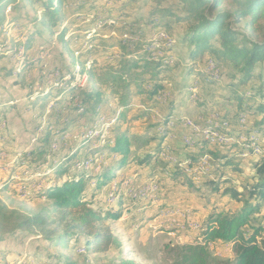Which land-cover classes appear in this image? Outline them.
Wrapping results in <instances>:
<instances>
[{
    "label": "rangeland",
    "instance_id": "rangeland-1",
    "mask_svg": "<svg viewBox=\"0 0 264 264\" xmlns=\"http://www.w3.org/2000/svg\"><path fill=\"white\" fill-rule=\"evenodd\" d=\"M243 1L224 0L219 10L234 11ZM44 2L0 3V207L4 206L6 213L0 220V264H189L184 260L185 248L204 244L218 264H235L234 243H206L203 233L212 214H231L241 206L242 201L225 188L235 186L244 192L245 183L251 184L255 161L264 153V137L249 138L242 133L233 141L219 131L228 140L214 137L209 143L211 149L226 154L228 144L237 142L232 153L241 154L233 159L240 163L238 169H225L217 181L221 170L215 172L213 162L206 164L207 159L214 160L212 155L205 154L197 164L191 157L200 152V143L206 140L204 131L219 121V114H236L233 101H228L231 91L227 86L238 80V72L224 64L221 77L220 68L213 72L198 64V74L189 75V46L179 42L189 23L160 18V13L151 15L155 0H54L59 13L48 17ZM247 20L233 22V27L253 40L263 41L264 18L255 28H247ZM163 34L167 39H160ZM136 38L144 40V48L132 46L137 44L133 41ZM120 40L131 44L129 58L137 56L138 51L162 58L164 53L158 48L163 44L174 47L170 67L160 76L163 87L155 101L134 94L139 88L132 84L129 104L121 106L112 89L90 76L93 66L115 67L120 60ZM261 70L264 63L258 65L257 72ZM208 71L218 80L216 84L205 82L204 73ZM254 83L259 84L254 79L246 86L239 85V93L248 92ZM151 86L147 84L146 88ZM91 89L101 93L99 103L84 102L86 91ZM119 91L124 94L126 89ZM246 117L245 121L252 122L259 114ZM186 119L193 124L183 123ZM117 133L131 137L132 161L122 168L116 166L120 157L110 151ZM249 140L241 150L242 143ZM158 148L160 156L149 157L152 161L146 162ZM200 164L207 165V172L188 169ZM111 168L113 180L93 196L91 188L97 185V175ZM74 174L90 176L86 194L93 208L104 213L121 205L122 217L104 223L115 237L106 251L93 252L84 236L59 246L46 241L44 232L38 229L17 226L19 219L43 213L50 222L49 229L61 234L63 225L58 224L52 200L44 194L47 188L62 184ZM123 182L120 189L115 185ZM139 184L145 186L142 190L147 188V196L134 195ZM149 184L161 192V211L145 208L144 202L139 204L141 198L156 194L148 189ZM122 194L129 203L119 198ZM165 209L170 220L165 218ZM258 214L261 216L254 215L253 224L264 228V201ZM251 232L253 229L246 228L244 236ZM258 243L264 247V229Z\"/></svg>",
    "mask_w": 264,
    "mask_h": 264
},
{
    "label": "trees",
    "instance_id": "trees-1",
    "mask_svg": "<svg viewBox=\"0 0 264 264\" xmlns=\"http://www.w3.org/2000/svg\"><path fill=\"white\" fill-rule=\"evenodd\" d=\"M2 1L4 0H0V3ZM223 1L155 0L156 7L150 13L151 15L160 13V18H173L178 23L184 21L189 23L187 31L179 38L180 45L187 43L189 46L187 55L191 72L188 73L189 75L192 73L198 74L201 70H197L195 65L203 64V67H207L206 64L209 65L210 60L215 62L216 68L221 69V77L224 73L222 68L224 64L233 67L238 72V80L227 86L231 91L228 101H233L231 102L232 106L236 107L237 112L232 116L227 112L219 114V121L213 124L214 129L225 132L233 141L234 139L238 140L242 133H245L249 138L252 135L262 138L264 137V71H257L258 65L264 63V40L256 41L240 33L233 27V22L249 18L246 22V27L255 28L260 19L264 18V0H245L240 2L234 11L219 10ZM43 5L46 13H48L47 17L50 14L53 16L58 15L60 7L55 6L54 0H45ZM133 24L131 23L130 26ZM133 29L135 28L133 27ZM169 40L172 41L171 37H169ZM133 41L137 43L132 44L133 47L144 48L145 42L141 38H136ZM117 45L121 49V54L119 55L120 60L118 59L119 61L115 67L114 64L101 65L97 68L93 66L90 76L98 77L101 86L112 89L118 95L117 100L121 106L129 104L132 84H136L139 88V90L133 92L134 94L144 95L145 99L155 101L163 87L160 76L170 67L169 58L173 55L172 49L174 47L163 44L164 46L162 45L157 51L160 50L161 53H164V57L156 59L150 52L145 51H138L137 56L129 58V54L133 53V50L130 49L131 44L126 40H120ZM134 49L136 50L137 48ZM204 60L205 62H203ZM209 73L210 71L204 73L207 76L204 78L206 79L205 82L209 85L216 84L218 80L210 76L211 74ZM254 79L259 83L258 86L254 83L248 92L239 93V85L246 86L249 81ZM147 84L152 85L150 89L146 88ZM119 89H126V91L123 94ZM86 92V100L84 101L86 104L93 101L99 103L102 97L99 91L95 92V90L91 89ZM246 114H252V116L259 114V118L253 119L252 122L242 126L244 124L242 123V117ZM172 115V111L169 112L166 119L170 121ZM224 122L228 126L231 125V128H224ZM163 137L164 134L161 136L160 147H162ZM251 140L248 143L243 142L240 146L241 150L246 148ZM209 143V140H205L203 144L200 143V152L191 157L194 164L199 163L205 154L212 155L213 163L216 167H214L215 172L221 170L220 175L215 179L216 181L223 177L225 169H238L240 163H234L233 159L239 156L241 152L232 153L237 142L228 144L227 148L229 150L222 155H219L218 151L211 149ZM44 151L42 150L41 152L43 153ZM110 151L120 157L116 163L118 168L130 163L132 160H130L129 155L132 152V148L129 134L117 133L114 136V144L110 147ZM156 151L152 156L147 157L146 162L152 161V159H148L149 157L157 159L160 156L159 148ZM178 169L176 171H179ZM254 169L255 174L250 181L251 184L247 185L245 183L244 192H241L235 186L225 188V192H230L237 201H242L241 206L231 214H212L203 233L206 243L217 240L234 243L236 251L235 264H264V247L258 243V236L264 228L261 224H253V221H256L253 216L256 214L260 215L258 213L262 211V203L264 201V153L255 161ZM112 172L113 169L111 168L97 175V185L91 188L93 196L98 190L107 186L113 180L114 174ZM74 175L58 186L47 188L44 194L46 198L52 200V212L58 224L63 225L61 234L57 235L54 230L49 229L50 222L43 213L19 219L17 226L20 229H38L44 232L43 237L46 241L59 246H65L68 241L78 236H84L88 238L87 245L92 247L93 252L106 251L109 245L114 242L115 237L111 229L105 226L104 223L107 220H119L122 217L121 205L115 211L106 210L104 213L93 208L91 205L92 199L87 200L86 194L88 190L86 180L90 176L86 174ZM4 211V206L0 207V220L6 214ZM260 219L258 217L259 221ZM246 228L253 229V232L248 236H244ZM205 245H192L185 248V250H188L185 251V262L189 264H218L215 259L211 258ZM124 264L136 263L126 261Z\"/></svg>",
    "mask_w": 264,
    "mask_h": 264
},
{
    "label": "crops",
    "instance_id": "crops-1",
    "mask_svg": "<svg viewBox=\"0 0 264 264\" xmlns=\"http://www.w3.org/2000/svg\"><path fill=\"white\" fill-rule=\"evenodd\" d=\"M192 76V75H191ZM127 176H132V175H127ZM134 178V177H133ZM143 184V183H142ZM109 185V184H108ZM111 185V184H110ZM116 186L118 185V188L120 189V187H124V182L122 183V185H120V184H115ZM107 187V186H106ZM138 187H140L139 189H141V188H144L145 186L144 185H141V184H139L138 185ZM138 191V189L137 190H135V192H134V195H136V193H138L137 192ZM161 192L160 191H158V193H156V194H154V196L153 197H151V198H149L148 199V197L147 198H141V201H140V203L139 204H143V202L144 203H147L146 204V206H145V208H147V209H149L150 210V208H158V210H159V206L162 204L161 203V200L159 199V194H160ZM138 195V194H137ZM153 195V194H152ZM121 200H123L124 202H127V203H129L128 202V199H127V197H123V194H122V196L120 195V197H119ZM140 198V197H139ZM124 204V203H123ZM132 205H134V206H136V204H131V206ZM132 210V209H131ZM159 211H161V210H159ZM163 212H164V215L166 216V213L165 212H167V210L165 209V210H163ZM166 218V220H167V218L170 220V217H168V216H166L165 217ZM165 218H161L162 220H164Z\"/></svg>",
    "mask_w": 264,
    "mask_h": 264
},
{
    "label": "bare ground",
    "instance_id": "bare-ground-1",
    "mask_svg": "<svg viewBox=\"0 0 264 264\" xmlns=\"http://www.w3.org/2000/svg\"><path fill=\"white\" fill-rule=\"evenodd\" d=\"M113 24V23H112ZM209 65H212V66H214V68H216L215 66V62L213 61V60H210L209 61ZM218 71V70H217ZM210 74V73H209ZM211 76V75H210ZM245 120H247V117H246V115H244L243 117H242V123H244V121ZM224 127L226 128V127H229L227 124H226V122H224ZM210 134H217V135H210ZM218 135H220V133H219V131H217V130H215L214 129V127H213V125L211 124V125H209L206 129H205V131H204V137H205V139L206 140H209V141H213V140H215V138L214 137H219L220 138V136H218ZM226 135V134H225ZM223 140H225V141H227L228 140V138H226V136H223ZM229 140H232V138H229ZM218 141V140H217ZM167 152V151H166ZM168 154V153H167ZM207 158V157H206ZM205 160V159H204ZM207 162V161H206ZM205 163V162H204ZM207 164V163H206ZM200 165H204V164H200ZM210 166V165H209ZM200 167V166H199ZM128 183V182H127ZM130 183V182H129ZM148 189L149 190H151V188H149L148 187ZM144 191H138V196H139V194L141 195V196H147L148 195V193H149V191H147V188L146 189H143ZM183 226V225H182ZM198 228V227H197Z\"/></svg>",
    "mask_w": 264,
    "mask_h": 264
},
{
    "label": "built area",
    "instance_id": "built-area-1",
    "mask_svg": "<svg viewBox=\"0 0 264 264\" xmlns=\"http://www.w3.org/2000/svg\"><path fill=\"white\" fill-rule=\"evenodd\" d=\"M160 39H167V36L165 34L161 35ZM207 67L209 68V70H212L213 72L217 69V68H214V66L212 65H208L206 64ZM217 116V114L215 115ZM187 122H189L190 124H193V121L191 119H186L183 121V123L185 124H188ZM248 121H244V124H247ZM210 135H217V134H210ZM220 136V135H218ZM220 139L223 140V136H220ZM214 160H208L207 159V164H210L212 163ZM188 169H190L191 171H194V172H207V165H203L201 167H194V166H189ZM125 182H128V181H125ZM129 186V185H128ZM149 188H151V193H158V187L153 185V184H149ZM139 191H144L141 189H139ZM194 228H197V226H195Z\"/></svg>",
    "mask_w": 264,
    "mask_h": 264
}]
</instances>
